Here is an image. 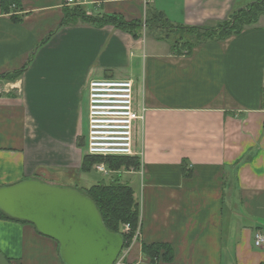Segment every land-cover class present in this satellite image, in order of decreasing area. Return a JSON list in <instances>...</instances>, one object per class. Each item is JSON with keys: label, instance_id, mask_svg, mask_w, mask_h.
Masks as SVG:
<instances>
[{"label": "crops", "instance_id": "1", "mask_svg": "<svg viewBox=\"0 0 264 264\" xmlns=\"http://www.w3.org/2000/svg\"><path fill=\"white\" fill-rule=\"evenodd\" d=\"M257 1L0 0V76L25 68L0 79V187L58 186L48 179L55 172L68 178L59 186L80 192L128 185L139 236L118 264H162L143 252L153 244L170 247V264H264L254 246V234L264 235V15L189 52L172 49L165 29L144 27L134 39L110 25L60 27L64 10L78 6L126 22L161 14L171 26L213 29ZM96 78L132 80L143 115L130 157L139 166L105 164L102 181L81 171ZM0 252L11 264H62L55 241L15 221L0 219Z\"/></svg>", "mask_w": 264, "mask_h": 264}, {"label": "water", "instance_id": "2", "mask_svg": "<svg viewBox=\"0 0 264 264\" xmlns=\"http://www.w3.org/2000/svg\"><path fill=\"white\" fill-rule=\"evenodd\" d=\"M0 212L55 241L62 264H116L124 248L122 234L110 232L94 202L76 188L22 180L0 187ZM0 264H9L1 252Z\"/></svg>", "mask_w": 264, "mask_h": 264}, {"label": "trees", "instance_id": "3", "mask_svg": "<svg viewBox=\"0 0 264 264\" xmlns=\"http://www.w3.org/2000/svg\"><path fill=\"white\" fill-rule=\"evenodd\" d=\"M264 15V0L257 1L248 8L241 9L231 16L230 21L223 23L217 28H195L171 26L162 18L161 14H153L146 17L143 21L126 22L120 16H91L78 7H70L64 10V16L60 27L73 26L77 23H86L94 27H103L106 25L129 34L132 38L138 39L142 35L143 28L146 29H165L173 33L175 31L185 33L190 40L173 42L172 49L177 52L183 50L190 51L193 47L201 44L206 40L222 39L229 35L239 34L246 26L255 24L260 16ZM25 68L22 70L1 75L0 79L15 80L20 77ZM104 162L110 170L118 171L130 167L137 168L139 162L136 158H107L102 159L85 155L81 164V171L88 172L98 163ZM89 197L96 205L102 216L104 225L113 233L122 234L124 238V247H128L132 242L134 232L139 228V204L133 196L132 189L121 183L119 180H113L109 184H97L82 192ZM0 219L28 224L26 222L16 221L6 217L0 212ZM124 224L130 226V232L124 234L121 229ZM32 226V225H31ZM143 252L152 260H159L162 264H170L173 256L169 246L164 244L144 245ZM6 258V257H5ZM9 264L11 260L6 258Z\"/></svg>", "mask_w": 264, "mask_h": 264}, {"label": "built area", "instance_id": "4", "mask_svg": "<svg viewBox=\"0 0 264 264\" xmlns=\"http://www.w3.org/2000/svg\"><path fill=\"white\" fill-rule=\"evenodd\" d=\"M65 3L80 4L79 0H65ZM133 85V81L129 79L96 78L88 82L85 146L87 155L102 159L135 156L133 128L135 122L143 120V115L134 110ZM94 169L98 173H108L104 162L96 164ZM121 231L124 234L129 233L130 226L124 224ZM138 236L137 229L130 245ZM254 246L264 250L263 234H254ZM119 260L120 258L116 264Z\"/></svg>", "mask_w": 264, "mask_h": 264}, {"label": "rangeland", "instance_id": "5", "mask_svg": "<svg viewBox=\"0 0 264 264\" xmlns=\"http://www.w3.org/2000/svg\"><path fill=\"white\" fill-rule=\"evenodd\" d=\"M169 32H171V31H169ZM172 33H173V31H172ZM172 35H173L172 38H173L174 42L190 40V37L188 35H186L185 33L178 32V31H175ZM51 174H54V177L52 178L51 176H53V175H50V177L48 178L49 181L57 183L58 186H59V184L65 183L66 180L68 179L64 175L66 173H63V172L62 173H56L55 172V173H51ZM88 176H90V177L98 176V177H100L99 178L100 181H102V179L107 180V178H108V176H106L105 174L97 173L93 169H91L89 171ZM40 181L45 182L44 180H40ZM45 183H48V182H45ZM51 185H53V184H51Z\"/></svg>", "mask_w": 264, "mask_h": 264}]
</instances>
